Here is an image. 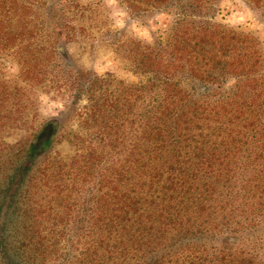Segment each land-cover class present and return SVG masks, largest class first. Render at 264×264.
Instances as JSON below:
<instances>
[{
    "label": "rangeland",
    "instance_id": "374dc122",
    "mask_svg": "<svg viewBox=\"0 0 264 264\" xmlns=\"http://www.w3.org/2000/svg\"><path fill=\"white\" fill-rule=\"evenodd\" d=\"M15 3L27 8L21 11L19 7L17 12L25 14V26L18 24L14 16L3 35L17 37L22 32L24 43H29L27 50H35L38 57V65H32V71L42 70L45 75L32 80L34 85L28 87L26 112L0 126V152L24 143L49 119L61 118L60 129L48 159L37 172L35 185L30 193L23 192L20 199L24 201L21 209L26 225L24 243L30 246L26 263L95 264L94 252L106 234L104 225L96 222L101 216L100 200L114 194L110 190L111 174L117 178L121 162L129 154L132 161L136 159L131 152L137 150L141 125L159 98L158 91L150 85L154 76L145 55L158 51L163 54L176 51L179 55L177 47L182 48L186 36L184 28L177 33L179 36L174 30L183 19L182 9L145 7L132 13L123 0H16ZM10 4L7 0L6 5ZM201 7L203 18L218 24L221 31L239 36L234 43L236 50L243 43L241 36H247L244 46L251 53L249 81L233 79L231 73L227 74L225 62L220 60L213 70L218 86L214 99L231 101L233 110L229 119L223 117L228 125L217 123L216 132L220 136H235L237 142L244 138L239 133L245 132L248 140L256 143L248 147L251 153L255 148L251 159L245 157L246 145L237 143L234 150L240 149L242 155L236 166L239 168L236 179L228 184L232 197L211 201L208 214L199 215L198 224L207 228L199 237L202 243L198 242H205L198 252L200 264H264V217L258 215L254 222L250 215L260 194L256 186L264 184V176L253 178L243 196L238 193L241 184L250 177L251 168L264 163V0L260 5L248 0H209ZM19 37L13 46L0 43V76L5 79L19 76L17 60L26 52L17 47ZM57 41L62 50L52 62L46 53ZM222 51L219 47L218 54H223ZM81 72L91 73L94 84L79 93L70 78ZM246 90L249 96L245 99L242 94ZM240 107L249 117L246 127L236 119ZM110 137L113 141H109ZM93 149L97 154L92 158ZM4 168H0V184ZM56 173L60 180L54 183L50 176ZM37 229L44 243L40 251L35 249ZM233 237L237 238L236 244H228L227 240Z\"/></svg>",
    "mask_w": 264,
    "mask_h": 264
},
{
    "label": "trees",
    "instance_id": "16d2710c",
    "mask_svg": "<svg viewBox=\"0 0 264 264\" xmlns=\"http://www.w3.org/2000/svg\"><path fill=\"white\" fill-rule=\"evenodd\" d=\"M8 1L12 5H6L7 0H0V43L13 46L20 36L17 47H20V52H26L18 57L20 68L16 79L0 76V126L7 119L14 121L15 115L26 112L28 87L34 85L32 80L45 75L42 70L32 71V65H38V57L35 50H27L29 43H24L22 32L17 37L6 38L3 35L8 21L14 16L18 24L25 26V14L17 12L19 7L21 11L27 8L19 6L16 0ZM123 1L132 13H139L145 7L164 10L180 7L183 19L176 23L174 31L179 36L177 33L184 28L186 37L182 48L177 47L179 55L176 51L169 54L147 52L145 55L152 67L149 71L154 76L150 85L158 91L159 98L150 116L141 125L137 150L131 152L132 155L135 153L136 159L132 161L129 154L121 162L117 178L111 174L113 186L110 190L114 194L108 198L103 196L100 200L101 216L96 222L104 225L106 234L98 242L100 245L94 252V262L200 264L198 252L204 248L205 242L201 244L199 237L207 228L198 224L199 215L208 212L211 201L232 197L228 184L236 179L239 169L236 166L242 155L240 149L234 150L239 145L237 143L246 145V158L251 159L255 153L254 147L252 153L248 147L256 142L248 140L247 133H239L244 138L237 142L234 141L235 136H220L216 132L217 123L228 125L223 119H229L233 110L231 101L217 102L214 99L218 86L213 70L217 69L219 60L225 62L227 74L231 73L233 79L243 83L249 81L250 72L247 70L250 68L251 53L248 46H244L249 38L241 36L243 43L237 49L240 52H237L234 43L239 36L231 31H221L218 24L201 16V5L209 0ZM248 1L260 5L262 0ZM219 47L223 48V54H218ZM59 50H62L61 44L58 41L52 43L46 57L55 62L60 55ZM227 52L231 55L228 56ZM91 75L78 73L70 78L71 85L81 93L94 84ZM182 81L188 87L183 86ZM242 96L246 99L249 92L246 90ZM237 111V121L246 127L249 120L247 111L241 107ZM60 122L61 118H51L21 145L0 152V162L3 161L0 168H6L0 184V264H28L26 252L30 246L24 243L26 225L21 215L24 201L20 202V199L23 192L30 193L31 186L35 185L37 172L49 157ZM109 141L113 139L110 137ZM96 154L97 150L93 149L92 158ZM260 163L251 168L250 177L241 184L238 193L242 196L253 178L264 176V163ZM57 176L58 173L50 176L54 183L60 180ZM256 187L260 189V194L250 211L254 222L258 215L264 217V184H257ZM35 234V249L40 251L44 245L42 236L38 229ZM236 241L234 237L227 240L230 245L236 244Z\"/></svg>",
    "mask_w": 264,
    "mask_h": 264
}]
</instances>
